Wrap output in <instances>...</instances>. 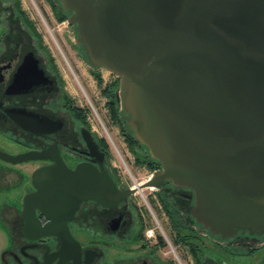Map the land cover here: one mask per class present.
Segmentation results:
<instances>
[{"label":"water","instance_id":"95a60500","mask_svg":"<svg viewBox=\"0 0 264 264\" xmlns=\"http://www.w3.org/2000/svg\"><path fill=\"white\" fill-rule=\"evenodd\" d=\"M58 2L90 67L119 78L124 121L161 168L145 183L120 188L87 129L82 135L94 159L74 169L59 152L0 150V160L12 165L54 160L32 173L36 191L25 199V207L59 220L48 228L57 232L47 234L69 233L84 201L113 207L171 184L192 192L190 215L212 237H263L264 0ZM10 114L41 134L29 128L31 114Z\"/></svg>","mask_w":264,"mask_h":264},{"label":"flooded vegetation","instance_id":"af4514ba","mask_svg":"<svg viewBox=\"0 0 264 264\" xmlns=\"http://www.w3.org/2000/svg\"><path fill=\"white\" fill-rule=\"evenodd\" d=\"M5 37L8 44L3 45ZM5 37L0 41V129L8 131L10 139L25 148L24 153L44 151L47 156H56L59 152L70 169L92 163L94 159L82 135V130L87 129L108 169L110 149L101 145L102 138L97 137L91 127L74 118L71 110L78 106L69 104L63 77L47 48L38 41L27 45L23 40L21 44L12 34ZM117 103L120 107V102ZM13 110L31 114L29 117L34 123L29 128L41 134L35 135L19 126L11 117ZM15 134L18 139L13 138ZM29 162L37 164L28 177L0 166V191L6 192L5 197H0V231L6 244L2 264H172L159 236L147 238L149 230H144L141 219L127 203L104 207L95 201H84L67 224L73 240H68L69 233L65 232L47 234L50 230L57 232L55 228H48L59 220L48 218L37 207H25V199L36 191L31 183L32 173L52 165L54 160L48 157ZM180 195L179 200H183L180 207L188 211L184 206L192 195L188 190ZM263 238L239 234L234 239L255 242Z\"/></svg>","mask_w":264,"mask_h":264},{"label":"rangeland","instance_id":"374dc122","mask_svg":"<svg viewBox=\"0 0 264 264\" xmlns=\"http://www.w3.org/2000/svg\"><path fill=\"white\" fill-rule=\"evenodd\" d=\"M16 1L0 0V41L7 34H12L21 44L25 40V44L35 45L37 39L24 27L15 11ZM18 1L26 16L35 24L42 36L43 46L55 59L68 96L80 109L89 111L87 121L92 132L108 142L112 158L111 166L115 170L120 188L127 189L136 186V184L145 183L155 171L151 172L146 164L136 163L135 156L129 149L121 127L111 119L107 100L102 95V88L95 80L93 69L86 62L81 47L76 43L75 27L70 26L67 21L59 23L50 0ZM59 16H61V11H59ZM6 41L5 37L3 45L8 44ZM99 73L104 81V86L119 79L105 70H99ZM9 135L11 136L3 127L0 129V150L10 155L24 153L25 148L10 139ZM13 138L18 139L19 136L15 134ZM142 152L144 154L146 150L142 149ZM36 164L27 162L11 165L0 160V166L22 172L27 177L35 169ZM187 190L172 185L161 189L146 188L141 191L142 193H136L126 201L134 214L141 219L145 231L153 230L155 236L164 238L167 243L164 251L172 264H197V260L192 257L186 247L174 245V235L168 217L164 213L159 194H163L171 204L180 206L183 203V200H179L182 197L180 194L187 193ZM188 192L190 191L188 190ZM5 196L6 192L0 191V197ZM196 224L193 223L192 227L198 230L204 238L205 248H203L202 264L203 262L206 264H264V238L255 242L246 239L240 242L237 239L222 240L210 236V233L200 229ZM2 237L0 231V264H2V254L6 248Z\"/></svg>","mask_w":264,"mask_h":264},{"label":"trees","instance_id":"16d2710c","mask_svg":"<svg viewBox=\"0 0 264 264\" xmlns=\"http://www.w3.org/2000/svg\"><path fill=\"white\" fill-rule=\"evenodd\" d=\"M16 1V0H15ZM50 4L53 7V10L58 17L59 23H64L68 20L69 15L65 12V10L61 7L58 0H50ZM15 11L17 12L18 17L20 18L21 22L23 23L24 27L35 37L40 46H43V39L40 33L38 32L35 24L30 21V19L26 16L25 12L22 10L20 2L17 0L15 4ZM59 11H61V16H59ZM82 53L84 54L83 50L81 49ZM85 57V54H84ZM86 58V57H85ZM51 63L54 64V60L51 59ZM55 67V65H53ZM93 75L95 80L97 81L100 88H102V95L107 100V106L110 112L111 119L116 122L122 130L123 136L125 137L126 142L128 143L129 149L133 153L136 159L137 164H146L147 168L154 172L160 167V164L153 160L149 156V152L146 147L142 146L137 139L133 136L132 131L129 129L127 123L123 119V113L119 107V104L116 101V92L120 87L119 79H116L110 85L104 86V81L97 70H93ZM69 99V104L72 106L74 105L73 101ZM72 114L76 120H79L82 124H88V112L84 109H80L78 107L73 106ZM90 127V126H89ZM101 145L105 146V148L109 151L110 146L105 139H100ZM145 149L146 152L141 153V150ZM112 158L111 155L109 157L108 162V170L110 171L112 177H115L118 183L117 176L115 174V170L112 168L111 164ZM119 184V183H118ZM191 195L192 192L190 191ZM159 198L161 204L163 206V210L166 213L170 228L172 231L173 242L175 246H183L186 247L189 252L191 253L192 257L197 260V264H202V257H203V248L204 247V238L199 234L198 230H195L192 227V224L196 221L191 217L189 210L193 206V199H189L190 201L187 202V206H184L187 210L183 211L181 209V205L177 206V204H171L168 202L163 194H159ZM197 225V224H196ZM211 236V235H210ZM162 246L166 247L167 243L162 236L159 237Z\"/></svg>","mask_w":264,"mask_h":264},{"label":"built area","instance_id":"2783aa9c","mask_svg":"<svg viewBox=\"0 0 264 264\" xmlns=\"http://www.w3.org/2000/svg\"><path fill=\"white\" fill-rule=\"evenodd\" d=\"M153 175V174H152ZM152 177V176H151ZM150 177V178H151ZM149 178V179H150ZM135 187V186H134ZM133 188V187H132ZM154 237H155V234H154V232H153V230H149L148 232H147V238H153L154 239ZM181 263V262H180ZM182 264V263H181Z\"/></svg>","mask_w":264,"mask_h":264},{"label":"bare ground","instance_id":"6f19581e","mask_svg":"<svg viewBox=\"0 0 264 264\" xmlns=\"http://www.w3.org/2000/svg\"><path fill=\"white\" fill-rule=\"evenodd\" d=\"M137 185H139V184H137ZM139 193H142V192L140 191Z\"/></svg>","mask_w":264,"mask_h":264}]
</instances>
